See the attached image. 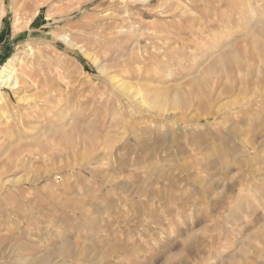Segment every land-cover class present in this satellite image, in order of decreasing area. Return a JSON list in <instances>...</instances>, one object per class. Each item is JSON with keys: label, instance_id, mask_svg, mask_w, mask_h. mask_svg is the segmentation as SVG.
<instances>
[{"label": "rangeland", "instance_id": "obj_1", "mask_svg": "<svg viewBox=\"0 0 264 264\" xmlns=\"http://www.w3.org/2000/svg\"><path fill=\"white\" fill-rule=\"evenodd\" d=\"M7 62L0 264H264V0H0Z\"/></svg>", "mask_w": 264, "mask_h": 264}, {"label": "bare ground", "instance_id": "obj_2", "mask_svg": "<svg viewBox=\"0 0 264 264\" xmlns=\"http://www.w3.org/2000/svg\"><path fill=\"white\" fill-rule=\"evenodd\" d=\"M13 78V70L10 68V62H7L0 72V85L3 87L7 86L10 87V83L12 82ZM17 83L14 84V87H16Z\"/></svg>", "mask_w": 264, "mask_h": 264}]
</instances>
